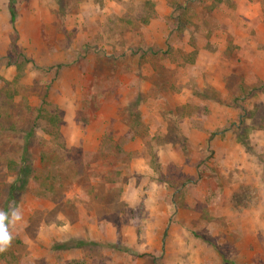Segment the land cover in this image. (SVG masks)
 I'll list each match as a JSON object with an SVG mask.
<instances>
[{"label": "rangeland", "instance_id": "obj_1", "mask_svg": "<svg viewBox=\"0 0 264 264\" xmlns=\"http://www.w3.org/2000/svg\"><path fill=\"white\" fill-rule=\"evenodd\" d=\"M11 1L0 264H264V0Z\"/></svg>", "mask_w": 264, "mask_h": 264}, {"label": "clouds", "instance_id": "obj_2", "mask_svg": "<svg viewBox=\"0 0 264 264\" xmlns=\"http://www.w3.org/2000/svg\"><path fill=\"white\" fill-rule=\"evenodd\" d=\"M22 219L23 213L17 207H10L8 212L0 210V253L11 247L14 237L10 229Z\"/></svg>", "mask_w": 264, "mask_h": 264}, {"label": "crops", "instance_id": "obj_3", "mask_svg": "<svg viewBox=\"0 0 264 264\" xmlns=\"http://www.w3.org/2000/svg\"><path fill=\"white\" fill-rule=\"evenodd\" d=\"M225 48V45H219V51H222L223 49ZM210 84L212 85V87L214 88V91L216 92V93H221V92H223L224 91V83L223 82H221V81H218V80H215L214 82H210ZM216 108V106H215V104L213 103V104H211L210 103V105H209V109L211 110H213V109H215Z\"/></svg>", "mask_w": 264, "mask_h": 264}, {"label": "trees", "instance_id": "obj_4", "mask_svg": "<svg viewBox=\"0 0 264 264\" xmlns=\"http://www.w3.org/2000/svg\"><path fill=\"white\" fill-rule=\"evenodd\" d=\"M11 2L12 1L10 0V3ZM11 6L12 5L10 4V16H11V21H13V19H14V13H13V9H12ZM14 193H15V186H14V184H12L11 187H10V196L12 197Z\"/></svg>", "mask_w": 264, "mask_h": 264}]
</instances>
